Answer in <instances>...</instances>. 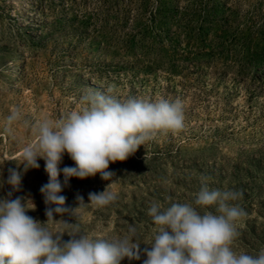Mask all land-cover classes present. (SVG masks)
<instances>
[{
    "label": "rangeland",
    "instance_id": "rangeland-1",
    "mask_svg": "<svg viewBox=\"0 0 264 264\" xmlns=\"http://www.w3.org/2000/svg\"><path fill=\"white\" fill-rule=\"evenodd\" d=\"M89 91L121 101L180 99L185 127L158 131L110 163L109 180L66 182L63 168L76 165L65 153L59 195L69 212L47 223L56 205L41 192L46 161L25 171L24 150L37 144L40 121L82 110ZM13 110L21 117L9 124ZM10 169L21 173L19 190L7 183ZM202 183L242 192L230 202L247 213L232 247L264 249V0H0V199L30 200L27 215L64 233L63 242L68 233L130 237L140 258L120 264H144L158 227L151 204L193 203ZM108 185L117 199L92 205L89 194ZM197 210L215 214L216 206Z\"/></svg>",
    "mask_w": 264,
    "mask_h": 264
},
{
    "label": "clouds",
    "instance_id": "clouds-1",
    "mask_svg": "<svg viewBox=\"0 0 264 264\" xmlns=\"http://www.w3.org/2000/svg\"><path fill=\"white\" fill-rule=\"evenodd\" d=\"M82 100L87 106L61 121H40L37 144L24 150L25 171L39 168L38 158L46 161L50 179L41 192L46 204L56 205L46 210L47 223L54 220V214L69 212L64 207L65 197L59 195V165L65 153L76 165L63 168L66 182L71 177L85 179L97 174L109 180L114 175L108 170L110 163L127 160L158 131L176 132L185 127L180 99L150 102L129 97L121 101L110 94L89 91ZM20 117V111L13 110L7 119L12 124ZM7 183L19 190L21 173L10 169ZM108 187L90 193V203L103 207L114 202L117 194ZM241 196L242 192L210 189L202 183L193 203H172L167 208L152 203L148 214L158 227L153 243L144 249V264H264V249L252 255L232 247L239 235L237 222L247 213L230 202ZM78 199L83 201V197ZM29 201L0 199V264H120L125 257L140 258V244L130 237L108 240L68 233L72 239L63 242L64 233L54 235L47 223L27 215L35 207H30ZM213 205L215 214L197 210ZM129 232L134 236L135 227Z\"/></svg>",
    "mask_w": 264,
    "mask_h": 264
}]
</instances>
